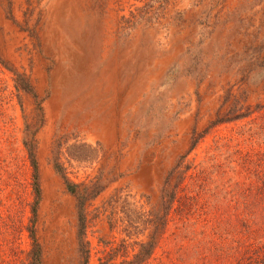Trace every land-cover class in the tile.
<instances>
[{"label": "rangeland", "instance_id": "374dc122", "mask_svg": "<svg viewBox=\"0 0 264 264\" xmlns=\"http://www.w3.org/2000/svg\"><path fill=\"white\" fill-rule=\"evenodd\" d=\"M261 175L264 0H0V264H261Z\"/></svg>", "mask_w": 264, "mask_h": 264}, {"label": "trees", "instance_id": "16d2710c", "mask_svg": "<svg viewBox=\"0 0 264 264\" xmlns=\"http://www.w3.org/2000/svg\"><path fill=\"white\" fill-rule=\"evenodd\" d=\"M221 122H224V121H218V123H221ZM259 180H261L262 182V187H263V190H260V193L259 194H263L264 195V175H261L259 177ZM169 182V177L167 178V181L165 182V185H167ZM181 183V178L178 179L174 189L170 192V195H169V199L167 201V204H168V208L171 207V205L173 204L174 200H175V195H176V190L177 188L179 187V184ZM259 220H262V222H260ZM253 227H252V231H253V234H256L255 238H262L264 237V213L261 214L259 216V219H257L253 224ZM258 236V237H257ZM154 245H152L153 247ZM254 246V251L256 250H259V249H264V243L261 241V242H258L257 244H255ZM141 260H144V258H140ZM260 262L261 264H264V260L262 261H258Z\"/></svg>", "mask_w": 264, "mask_h": 264}, {"label": "bare ground", "instance_id": "6f19581e", "mask_svg": "<svg viewBox=\"0 0 264 264\" xmlns=\"http://www.w3.org/2000/svg\"><path fill=\"white\" fill-rule=\"evenodd\" d=\"M56 3V2H55Z\"/></svg>", "mask_w": 264, "mask_h": 264}]
</instances>
